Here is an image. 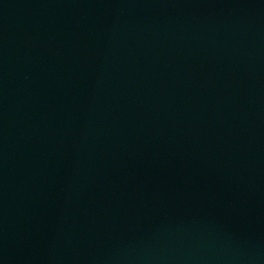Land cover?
<instances>
[{
  "label": "water",
  "instance_id": "1",
  "mask_svg": "<svg viewBox=\"0 0 264 264\" xmlns=\"http://www.w3.org/2000/svg\"><path fill=\"white\" fill-rule=\"evenodd\" d=\"M0 264H264V0H0Z\"/></svg>",
  "mask_w": 264,
  "mask_h": 264
}]
</instances>
